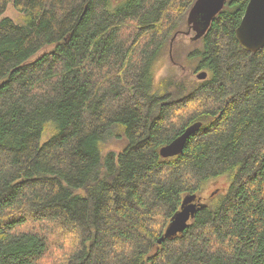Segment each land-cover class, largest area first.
I'll return each instance as SVG.
<instances>
[{
  "label": "trees",
  "instance_id": "trees-1",
  "mask_svg": "<svg viewBox=\"0 0 264 264\" xmlns=\"http://www.w3.org/2000/svg\"><path fill=\"white\" fill-rule=\"evenodd\" d=\"M195 1L0 0V264H264V46L235 39L248 0L191 38L190 74L156 75L181 64L171 46ZM118 124L127 144L104 152Z\"/></svg>",
  "mask_w": 264,
  "mask_h": 264
},
{
  "label": "water",
  "instance_id": "water-1",
  "mask_svg": "<svg viewBox=\"0 0 264 264\" xmlns=\"http://www.w3.org/2000/svg\"><path fill=\"white\" fill-rule=\"evenodd\" d=\"M226 1L196 0L187 15L188 29L186 33L189 34L193 31L195 35L191 38H199ZM235 39L244 50L250 52H256L264 46V0H248L240 23L235 29ZM195 77L198 80H203L207 77V72L198 71L195 73ZM201 124L200 121H197L187 126L177 137L160 148V155L167 158L182 152L187 139L200 128ZM195 199L194 195L183 199L180 210L172 217L166 228L165 237L182 232L187 227L188 221L197 209Z\"/></svg>",
  "mask_w": 264,
  "mask_h": 264
},
{
  "label": "rangeland",
  "instance_id": "rangeland-1",
  "mask_svg": "<svg viewBox=\"0 0 264 264\" xmlns=\"http://www.w3.org/2000/svg\"><path fill=\"white\" fill-rule=\"evenodd\" d=\"M3 16H9L15 21H19L22 18L21 14L10 5L6 8L2 17ZM184 26L186 27V23L184 24ZM191 33L179 35L178 39H176L171 46V48L173 47V55L177 57L178 61L181 62L182 65L179 63H174L167 57L165 65L160 69L157 68L156 75L159 76L166 74L168 67H170L171 64L175 66L176 72L178 74H190L188 65L184 63V58L187 51L193 46V44L190 42L192 36ZM40 53L36 54L33 58L37 57ZM116 126L118 127L115 128L114 132L111 133L109 137H106L104 140H101L99 142V148L104 152L114 151L115 153H119L127 144V137L124 133V125L118 124ZM207 182L208 183L205 182L206 184L204 183V185L197 192V194L199 195L193 194L195 197L198 196L201 199L202 204L207 203L212 195L225 191L228 186V178L226 176L217 177ZM187 196L190 195L187 194L185 197Z\"/></svg>",
  "mask_w": 264,
  "mask_h": 264
}]
</instances>
